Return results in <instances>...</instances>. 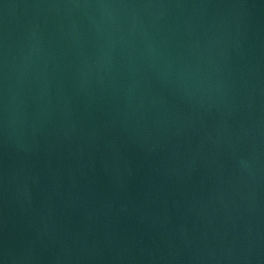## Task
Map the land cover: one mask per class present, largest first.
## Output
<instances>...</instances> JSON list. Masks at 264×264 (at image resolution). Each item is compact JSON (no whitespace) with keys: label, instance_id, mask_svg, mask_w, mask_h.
Returning <instances> with one entry per match:
<instances>
[{"label":"water","instance_id":"95a60500","mask_svg":"<svg viewBox=\"0 0 264 264\" xmlns=\"http://www.w3.org/2000/svg\"><path fill=\"white\" fill-rule=\"evenodd\" d=\"M0 264H264V0H0Z\"/></svg>","mask_w":264,"mask_h":264}]
</instances>
